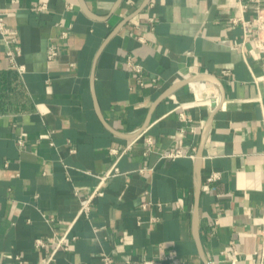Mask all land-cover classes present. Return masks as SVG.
Returning a JSON list of instances; mask_svg holds the SVG:
<instances>
[{"label":"crops","instance_id":"crops-1","mask_svg":"<svg viewBox=\"0 0 264 264\" xmlns=\"http://www.w3.org/2000/svg\"><path fill=\"white\" fill-rule=\"evenodd\" d=\"M237 1L0 0L23 66L0 37L1 264H43L62 236L52 264H257L264 67L241 48ZM241 2L247 19L264 6ZM175 148L194 157L161 158Z\"/></svg>","mask_w":264,"mask_h":264},{"label":"built area","instance_id":"built-area-1","mask_svg":"<svg viewBox=\"0 0 264 264\" xmlns=\"http://www.w3.org/2000/svg\"><path fill=\"white\" fill-rule=\"evenodd\" d=\"M45 8L44 4H40L37 6V9L43 10ZM247 8V4L244 2H241V0L237 1V8L235 10V13L233 16L230 17V21L232 24H239L242 27L243 30V37L241 42V48L245 46V42H251L254 50L256 51V54L259 57V61L261 62L262 67H264V6L259 5L255 9V14L250 19L245 18L244 11ZM154 17L149 18L150 23H154ZM67 31L64 30L61 34V37H66ZM0 37L4 41L6 50H5V56L7 60L10 62L11 67L17 70L18 72L23 71V66L17 64L16 58L17 55H19L20 50L18 46V37L16 33L6 24L5 17L3 14L0 13ZM58 55V49L57 46L54 44H51L48 46V52H47V58L49 60H52L56 58ZM126 66L129 67L135 74L136 81L140 84H144V70L140 63L134 61L131 57H128L126 60ZM223 73L225 75L229 74V70H223ZM215 101L218 104V98L210 97L208 95L204 96V98L201 100L202 103L207 104L209 107L212 106V102ZM200 103V102H197ZM180 115L182 117L183 113L181 112ZM261 124L262 128H264V106H262L261 109ZM148 143H151V140H147ZM114 153H117L118 156L122 153H118L116 149L112 150ZM190 156L194 157L193 154H187L186 152H183L180 148H175L172 150H166L161 154V158L164 159H172L177 158L180 156ZM119 172L116 162L112 164V166L105 172L103 175L99 176V182L95 186V188L92 190L91 193L80 197L79 198V208L77 211V216L84 215L88 216L91 210V204L92 200L95 195H97L98 191L100 190V187L104 184L106 179L110 176H113ZM220 177L219 172H212L209 177L207 178L208 182H214L218 180ZM77 193V191H75ZM36 245H44L45 242L38 238L35 240ZM67 250L68 245L65 244V236L56 238L54 241V248L51 251V253L47 256L45 262L43 264H52L54 255L57 250ZM259 259L257 264H264V226H262L260 230V243H259V251H258ZM168 257V256H167ZM165 257V258H167ZM17 260H19V263H21L19 256L15 257ZM102 259L106 262H110V258L106 254H102ZM168 259H171L173 263H177V259L173 257H168ZM1 264V263H0ZM144 264H158L157 261L154 260H144Z\"/></svg>","mask_w":264,"mask_h":264},{"label":"water","instance_id":"water-1","mask_svg":"<svg viewBox=\"0 0 264 264\" xmlns=\"http://www.w3.org/2000/svg\"><path fill=\"white\" fill-rule=\"evenodd\" d=\"M93 68H92V76H93ZM219 104V103H218ZM215 101H213L212 102V106L214 107V108H217V107H219V105H218ZM197 175H199V171H198V174ZM199 177V176H198ZM199 182V181H198ZM197 194H199V191H198V193ZM195 213H194V219H195V221L197 220V215H198V210H197V206H196V209H195V211H194Z\"/></svg>","mask_w":264,"mask_h":264}]
</instances>
